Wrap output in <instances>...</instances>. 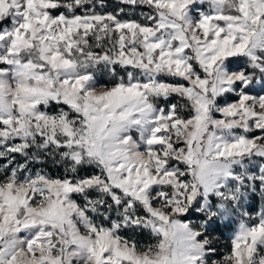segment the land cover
Returning a JSON list of instances; mask_svg holds the SVG:
<instances>
[{
  "label": "snow or ice",
  "instance_id": "1",
  "mask_svg": "<svg viewBox=\"0 0 264 264\" xmlns=\"http://www.w3.org/2000/svg\"><path fill=\"white\" fill-rule=\"evenodd\" d=\"M0 264H264V0H0Z\"/></svg>",
  "mask_w": 264,
  "mask_h": 264
},
{
  "label": "trees",
  "instance_id": "2",
  "mask_svg": "<svg viewBox=\"0 0 264 264\" xmlns=\"http://www.w3.org/2000/svg\"><path fill=\"white\" fill-rule=\"evenodd\" d=\"M106 3L109 4H115L116 0H105ZM108 10H111V8H109ZM227 239V237H225V240ZM139 240L142 243H153L154 241L148 236V235H142L139 237Z\"/></svg>",
  "mask_w": 264,
  "mask_h": 264
}]
</instances>
